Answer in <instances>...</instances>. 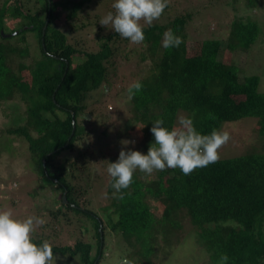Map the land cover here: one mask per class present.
<instances>
[{"label": "trees", "instance_id": "16d2710c", "mask_svg": "<svg viewBox=\"0 0 264 264\" xmlns=\"http://www.w3.org/2000/svg\"><path fill=\"white\" fill-rule=\"evenodd\" d=\"M91 1L0 0V32H19L9 38L0 34V103L24 105L19 117H13L14 124L1 134L11 145L18 140L27 148L36 182L56 187L68 200L65 205L62 196L59 207L35 215L46 216V223L33 234V241L48 240L56 263L101 264L111 237L125 241L132 251L143 248V257L157 255L160 262L162 252L166 258L173 254L175 239L187 234L188 224L215 264L220 254H227V264H264V153L219 159L190 175L167 169L146 177L137 171L122 200L113 198L106 171L107 162L118 160L112 149L122 148L121 135L115 133L118 109H109L110 97L109 103L104 101L119 61L134 58L142 66L151 64V74L140 81L142 89L132 99L127 90L133 83L111 91L131 106L129 130L142 119L152 123L163 119L164 126L171 128L178 114H185L202 134L219 130L224 123L257 117L264 135L260 77L243 74L234 59L238 50L249 52L263 34L256 14L235 20L226 40L193 43L187 27L195 13L186 11L166 24L144 27L147 43L142 46L147 50L140 53L114 31L103 33L99 21L91 22ZM244 2L255 11L264 0ZM62 13L66 23L60 28L55 22ZM10 20L21 21L23 27L6 32ZM168 29L183 39L179 48L161 46ZM75 31L94 34L95 44L70 38ZM28 32L35 35L47 61L36 69L22 63L29 55ZM75 58L83 61L74 64ZM26 69L30 80L25 81ZM142 140L147 141L143 148ZM142 140L139 150L147 154L154 142L150 129ZM100 187L97 201L93 193L98 196ZM96 203L100 207L93 210Z\"/></svg>", "mask_w": 264, "mask_h": 264}, {"label": "rangeland", "instance_id": "374dc122", "mask_svg": "<svg viewBox=\"0 0 264 264\" xmlns=\"http://www.w3.org/2000/svg\"><path fill=\"white\" fill-rule=\"evenodd\" d=\"M168 1V8L163 13L162 17L154 23L164 22V24H166L170 22V17L175 19L179 14H183L186 11L194 12V19L187 27V29L189 28V39L193 43L196 40L202 39L226 40L230 35L231 27L235 20H238V18L250 17L251 14H256L254 19L263 28V34L249 52L243 53L238 50L237 54L234 55V59L238 61L237 68L243 74L260 77L259 89L261 92H264V3H261L262 6H260V10L250 11L248 2L245 3V0ZM113 3L114 0H92L89 4L91 6L89 9L90 11H88L91 13L89 17L91 22L97 24L102 17L110 12ZM55 23L62 28L66 23L65 13H62ZM22 27L21 21L10 20L6 27V32H12V30ZM89 29L97 30L98 28L91 27ZM110 32H112L111 26L108 28L104 27L103 33L109 34ZM93 35L94 34L91 33L85 34V32L75 31V33H71L70 38L75 39L81 37L85 42L88 41L90 45H94L96 39ZM71 41L75 42L72 39ZM27 43L29 55L22 60V63L27 67L32 65V68L35 69L38 68L39 64L42 66V62L47 63L38 47V41L35 40V35L32 32H28L27 34ZM146 43L147 42H143L142 44L134 46L131 44V46L136 47L137 51L141 53L143 50L146 52L147 48L145 49L142 46H146ZM98 44L102 43L98 42ZM190 47H193V45ZM194 49L193 47L192 50ZM153 52L154 49L151 53ZM82 61L83 58H75L73 63H81ZM150 65V61H147L142 66V63L140 64L139 61L134 58L130 62L128 60L119 61L118 66H115L117 75L111 82L113 84H111V91L115 89L116 92L121 90L124 86H128V84L130 85L131 83L142 81L145 76L148 77L151 74V70L149 69L151 67ZM22 72H24L22 74L23 80H30L27 69ZM111 91L109 93H111ZM109 93H107V98L105 97L104 101L109 103L107 99L110 97L109 109H111V107L113 108L112 110L118 109L114 117L115 133L121 135V141H134L133 144H129L124 150L135 149L144 154V149L139 150L141 147L140 142L144 134L151 129L152 122H146L142 119L139 124L129 130L127 125L130 124V104L126 102L124 96H120V99H118L114 97V94L112 96V93L111 95H109ZM121 95H123V93ZM35 100L40 102L38 97H36ZM23 109L24 105L18 101L0 103V210H11L16 218L35 216L38 212L42 213L41 215H46L48 210L59 207V201L63 196V193L56 187L48 186L42 181L36 182L37 174L33 170L34 163L32 162L30 153L27 152V148H23V144L17 139V143L12 144V147V145L7 142L8 137H3L1 134V131L14 124L13 117H19L18 115L23 112ZM57 114L60 115L61 113L58 111ZM261 126V119L257 117H247L238 122L224 123L221 129L229 132L231 138L229 142L219 150V159L234 158L253 153H264V135L261 134ZM22 139L24 140V138ZM112 139H114V137H111L110 140ZM146 142L147 141H144L142 143V148ZM117 143L118 142L115 140V144ZM99 145L96 144V148ZM111 146L113 147L114 144ZM98 150H101V146L98 147ZM121 150L122 148H119V150L113 148L112 157L118 159L119 156L117 157V155H119ZM99 190H101V187ZM101 194L102 190L99 192L98 196H96L95 193H93V196L97 197L98 201ZM99 207L100 206L96 203V208L94 206L93 210ZM38 209L40 211H38ZM90 209L92 208L90 207ZM45 217L46 216L42 218L46 220ZM88 226L89 228L91 227L90 224H88ZM40 230L41 228L39 227L37 232ZM185 230L187 232L185 236L180 235L176 237L173 254L169 258H166L163 256L165 251L162 252L160 262L157 255L146 254V256L143 257V248L142 250H135L134 247V251H132L126 246L125 241H118L111 237L108 239L109 241L105 248V256L101 264H118L125 258L131 259L137 264H215L216 262L210 259L209 254L203 247L202 241L196 236V232H193L192 226L187 224ZM65 237L66 234L63 235V238ZM56 264L66 263L59 261Z\"/></svg>", "mask_w": 264, "mask_h": 264}, {"label": "clouds", "instance_id": "9594fccd", "mask_svg": "<svg viewBox=\"0 0 264 264\" xmlns=\"http://www.w3.org/2000/svg\"><path fill=\"white\" fill-rule=\"evenodd\" d=\"M167 0H114V12L107 13L99 21L127 39L130 44L139 45L145 40L144 27L159 20L166 8ZM183 39L172 29L162 35L164 49L179 48ZM142 89L140 82L129 86L128 98ZM163 119H157L150 129L154 142L147 154L140 151L124 150L134 141H121L122 150L116 162H107V174L111 177L112 196L124 198L123 190L133 183L134 174L139 171L146 177L167 169H179L190 175L196 169L205 168L218 162L219 150L229 142L230 134L223 129H213L210 134H202L187 115L178 114L176 124L165 127ZM143 129V128H138ZM46 221L37 216L16 218L11 210H0V264H56L53 246L48 240L37 244L33 234ZM227 254H220L217 264H227ZM121 264H135L124 259Z\"/></svg>", "mask_w": 264, "mask_h": 264}, {"label": "water", "instance_id": "95a60500", "mask_svg": "<svg viewBox=\"0 0 264 264\" xmlns=\"http://www.w3.org/2000/svg\"><path fill=\"white\" fill-rule=\"evenodd\" d=\"M48 23H49V20H47L46 21V26L44 27V33H43V36L45 35V31H46V29H47V25H48ZM19 32H14V33H12V34H4V32L3 31H1V34L4 36V37H7V38H9V37H11V36H16L17 34H18ZM75 132V122L73 121V131H72V134ZM63 203L65 204V205H67L68 204V200H67V196H66V193L63 195ZM101 230H102V227H101ZM123 261V260H122ZM121 261V262H122ZM121 262H119L118 264H121Z\"/></svg>", "mask_w": 264, "mask_h": 264}]
</instances>
